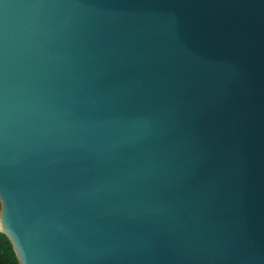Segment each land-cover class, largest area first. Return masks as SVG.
Here are the masks:
<instances>
[{
    "label": "water",
    "instance_id": "water-1",
    "mask_svg": "<svg viewBox=\"0 0 264 264\" xmlns=\"http://www.w3.org/2000/svg\"><path fill=\"white\" fill-rule=\"evenodd\" d=\"M0 203L20 264H264V0H0Z\"/></svg>",
    "mask_w": 264,
    "mask_h": 264
},
{
    "label": "trees",
    "instance_id": "trees-1",
    "mask_svg": "<svg viewBox=\"0 0 264 264\" xmlns=\"http://www.w3.org/2000/svg\"><path fill=\"white\" fill-rule=\"evenodd\" d=\"M1 209V203H0ZM0 264H20L13 245L6 234L0 231Z\"/></svg>",
    "mask_w": 264,
    "mask_h": 264
}]
</instances>
